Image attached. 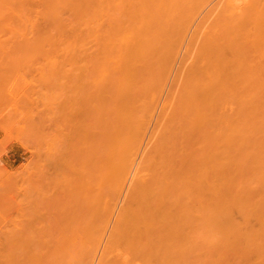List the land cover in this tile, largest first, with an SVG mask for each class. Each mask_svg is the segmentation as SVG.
<instances>
[{"label": "bare ground", "instance_id": "6f19581e", "mask_svg": "<svg viewBox=\"0 0 264 264\" xmlns=\"http://www.w3.org/2000/svg\"><path fill=\"white\" fill-rule=\"evenodd\" d=\"M0 52L87 86L86 231L40 264H264V0H0Z\"/></svg>", "mask_w": 264, "mask_h": 264}, {"label": "rangeland", "instance_id": "374dc122", "mask_svg": "<svg viewBox=\"0 0 264 264\" xmlns=\"http://www.w3.org/2000/svg\"><path fill=\"white\" fill-rule=\"evenodd\" d=\"M45 57L0 52V264H40L41 241L86 231V185L71 145L82 138L87 86Z\"/></svg>", "mask_w": 264, "mask_h": 264}]
</instances>
